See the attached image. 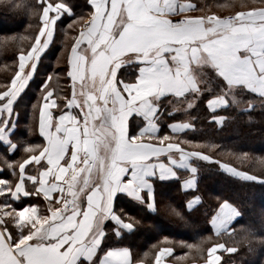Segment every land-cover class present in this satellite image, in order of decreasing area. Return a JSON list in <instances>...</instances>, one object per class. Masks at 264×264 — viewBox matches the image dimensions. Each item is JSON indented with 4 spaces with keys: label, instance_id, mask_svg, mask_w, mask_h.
<instances>
[{
    "label": "snow or ice",
    "instance_id": "1",
    "mask_svg": "<svg viewBox=\"0 0 264 264\" xmlns=\"http://www.w3.org/2000/svg\"><path fill=\"white\" fill-rule=\"evenodd\" d=\"M86 3L90 19L67 55L71 94L54 95L49 73L38 103L31 106L33 113L38 109L42 143L14 139L19 106L57 25L75 15L70 0H36L31 14L39 20L38 31L24 37L31 43L20 50L10 82L0 83V142L6 146L0 164L12 177L0 175V264H133L130 250L111 241L131 233L140 221L126 218L115 202L127 197L155 214L157 183L178 178L181 188L196 187L199 161L264 185V177L189 151L182 144L194 142L179 139L199 118L217 125L229 119L218 110L239 109L242 103L255 109L257 101L246 100L247 94L258 97L264 109V7L221 17L188 15L196 10L188 0ZM127 66L135 72L129 75ZM64 75L56 72L57 82ZM201 105L204 117L192 115ZM177 113L184 119L176 120ZM22 145L26 157L11 161ZM198 147L213 151L217 146ZM179 170L191 178L184 179ZM199 200H189L188 208ZM165 207L185 219L179 209ZM242 215L227 199L219 200L209 220L212 231L234 236L232 225ZM241 231L235 246L207 247L204 264H224L222 254H238L242 243L252 251L255 233ZM258 242L264 244V237ZM172 252L161 247L155 264H164Z\"/></svg>",
    "mask_w": 264,
    "mask_h": 264
},
{
    "label": "trees",
    "instance_id": "2",
    "mask_svg": "<svg viewBox=\"0 0 264 264\" xmlns=\"http://www.w3.org/2000/svg\"><path fill=\"white\" fill-rule=\"evenodd\" d=\"M196 5L194 11L197 16L210 15L205 14V10H210L211 15L214 13V8L234 9V4L229 0H188ZM73 5L74 16L64 18L63 24H58L53 42L49 48L42 54L41 62L38 71L34 74L33 80L29 87L25 90V95L19 106V119L14 139L26 141L33 144H40V139L36 130V114L32 112V104L38 103L37 97L40 92V85L43 79L49 73L53 74V79L49 82L55 90L54 95L67 93L70 94L68 87V79L62 77L59 82L55 79V73L64 71L66 73L67 55L71 50V44L74 43L75 37L79 33V28L82 26L86 17L90 16L91 7L87 5L86 0H70ZM203 2V5L200 4ZM16 3V5L14 4ZM245 6L251 4H260L259 7H264V0H245ZM36 5V0H9L0 2V67H6L0 71V83L10 82L11 76L16 70L18 64L17 56L20 50L25 49L31 43L27 40L19 45L16 41L4 42L3 37L13 35H28L34 36L38 31L39 20L31 14L32 8ZM231 15V14H230ZM83 17L79 20L78 17ZM73 20L76 21L72 29L67 28V24ZM10 25L2 30L3 22ZM68 33L67 48L64 50V31ZM57 62L60 66L56 68ZM130 74L134 73V68L128 67L125 69ZM62 90V91H61ZM249 97L257 101L255 109H248L239 106L238 108L230 107L224 110H218L220 115L229 117L222 124L209 123L206 118H199L195 121V129L185 131L179 137L180 140H191L192 145L198 147L206 143H213L217 147L213 151L207 148L199 147L202 152L212 156L213 160H219L221 163H228L232 167L240 171H246L250 175L264 177V164L257 172H253L248 168L239 167L237 163L247 161L249 167L253 164L252 157H262L264 159V109L259 106V98L254 94H247L245 99ZM244 104V103H242ZM206 109L199 106L193 110L192 115L204 117ZM167 115V114H165ZM182 114H176V120H183ZM171 122V121H169ZM31 126V132L29 131ZM189 151L188 144H182ZM0 154L3 153L4 146H1ZM194 148V149H196ZM23 153V145L14 151L11 155V161L15 162L26 157ZM238 160V162H236ZM196 187L192 190H183L181 188V180L178 178L164 182L163 186L157 183L156 202L157 211L155 214H148L141 209L135 202L127 197L121 198L115 202L117 211H123L127 217L140 221L134 230L122 233L120 238H115L111 242L113 246H126L129 248L133 262H144L150 264L154 261L155 253L161 248L162 244H157L160 238H165L199 246L203 252L183 247L189 258L196 264H204L206 257V249L216 242H224L228 246H235V241L241 240L244 233L242 228H249L255 233L256 239L252 241V251H249L247 243H242L239 246L238 254H222L224 264H264V244L258 241L264 237V185L253 181H245L237 177H233L220 169L216 163L199 161ZM2 172L0 175L12 178L6 165L0 164ZM183 178L189 173L186 170H179ZM199 196L200 202L193 208L188 209L186 202L193 196ZM227 199L230 203L237 206L243 213L242 218H238V222H234L232 227L236 230L234 236L224 234L216 236L212 231V226L209 223L211 215L218 206L219 200ZM260 199L262 205L259 207L257 201ZM170 204L179 209L185 219L180 220L174 215L169 214V210L165 207ZM175 232H173V230ZM172 230V231H171ZM190 231L191 235H186ZM156 245V246H154ZM173 248V247H172ZM151 251L150 256L143 257V253ZM176 256V249L169 257V260ZM197 259H200L197 261Z\"/></svg>",
    "mask_w": 264,
    "mask_h": 264
},
{
    "label": "rangeland",
    "instance_id": "3",
    "mask_svg": "<svg viewBox=\"0 0 264 264\" xmlns=\"http://www.w3.org/2000/svg\"><path fill=\"white\" fill-rule=\"evenodd\" d=\"M7 1H9V0H0V2H7ZM229 1H231L234 4L233 5L234 9H230L229 10V9H226V8L225 9L221 8L220 10H218L219 8H214L215 12L212 13V14H215L217 16L223 17V16H228L230 14L234 15L235 11H237V10H248V8L259 7L260 6V4H251L249 7H247V6H245V3H244L245 0H229ZM14 4L16 5V3H14ZM200 4L203 5V2H200ZM241 4L244 5V8H241ZM205 11H206L205 14H210L211 15L210 10H205ZM3 23L4 24L2 25V30L6 29V28H8L10 26L5 21ZM67 35H68V33H67ZM67 35L63 36V38H64V50L67 48V39L69 38ZM24 37H29V36L25 35V34L16 35V36L13 35V36H10V37L5 36V37H3V40H4V42H9V41L10 42H14V41H16L17 44L19 45L18 50H20V44L22 42H25V41L29 40V39H24ZM60 64H61L60 62H57L56 68L58 66H60ZM5 68L6 67L1 66L0 67V71L4 70ZM240 106L243 107V108H247L246 104H241ZM188 147L190 149H192V150H198V151L203 150V148H201V149L199 147L196 148V146H194V145H189ZM194 148H196V149H194ZM259 148L262 149V148H264V146H261V147L259 146ZM252 161H253L254 165H251L250 167L247 164V161H243V160L241 162L239 160V163H237V164H238L239 167L248 168L249 170H251L253 172H257L259 170V168H261L262 165L264 164V159L262 157H252ZM236 162H238V160H236ZM257 203H258L259 207L262 205V201H260V199L257 201ZM173 232H175V231L173 230ZM191 234L192 233L190 231L186 232V235H191ZM159 243L162 244L161 247H173V248L176 249V256H174V257H172L170 259V262H172L173 264H196V263L193 262V260L191 258L188 257L186 251L182 250L183 247H186L185 245H188L187 243L173 241V240H170V239L165 240V238H160L158 240L157 244H159ZM154 246H156V245H154ZM193 248L196 251L198 250V248L196 246H194ZM150 255H151V251L143 253L142 256L145 257V256H150ZM199 260L200 259H197V261H199Z\"/></svg>",
    "mask_w": 264,
    "mask_h": 264
},
{
    "label": "crops",
    "instance_id": "4",
    "mask_svg": "<svg viewBox=\"0 0 264 264\" xmlns=\"http://www.w3.org/2000/svg\"><path fill=\"white\" fill-rule=\"evenodd\" d=\"M188 2H190V1H188ZM190 3H192V2H190ZM188 15H193V16H197L196 14H195V12L194 11H192V12H189V13H187ZM90 19V16H88V17H86L85 18V20H84V22L85 21H87V20H89ZM83 29H82V26L79 28V33H80V31H82ZM79 33H78V35H79ZM75 42V41H74ZM71 51V50H70ZM70 53V52H69ZM128 67H130V66H127L126 68H128ZM125 68V69H126ZM134 72H135V69H134ZM129 75H131L129 72H127ZM65 77H66V73H65ZM67 78V77H66ZM68 79V78H67ZM68 87H69V91H70V94H71V81L68 79ZM69 94V95H70ZM171 122H173V121H171ZM220 125V124H219ZM36 130H37V133H38V135H39V131H38V109H37V114H36ZM187 131V130H186ZM40 137V136H39ZM40 139L42 140V137H40ZM1 146H4V147H6L5 145H3V143L2 142H0V148L2 149V147ZM28 166H26V168H27ZM32 167H35V166H32ZM0 172H2V167L0 166ZM191 178V175H190V173H189V175L187 176V177H185L184 179H190ZM196 181H197V177H196ZM180 183H182V181L180 182ZM195 188V187H194ZM194 188H182L183 190H192V189H194ZM194 197H196V195L195 196H193V197H191L189 200H191V199H193ZM188 200V201H189ZM188 201L186 202V207L188 208ZM200 202V200L197 202V203H195V204H193L192 205V208L193 207H195L198 203ZM189 209V208H188ZM116 247H126V246H116ZM129 249V248H128ZM218 254H220V253H218ZM169 257L170 256H167V257H165L164 258V264H173L172 262H170V260H169ZM133 264H146V263H144V262H133ZM150 264H155V259H154V261L152 262V263H150Z\"/></svg>",
    "mask_w": 264,
    "mask_h": 264
}]
</instances>
